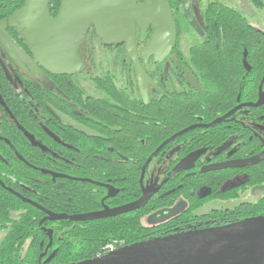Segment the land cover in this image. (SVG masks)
<instances>
[{
	"label": "flooded vegetation",
	"instance_id": "af4514ba",
	"mask_svg": "<svg viewBox=\"0 0 264 264\" xmlns=\"http://www.w3.org/2000/svg\"><path fill=\"white\" fill-rule=\"evenodd\" d=\"M24 2L25 0L20 5V0H0V166L28 168V181L32 183L37 180L35 173L38 171L52 179L84 181L102 187L100 207L88 212L102 210L104 206L114 208L130 203L141 196L143 188L156 186L155 192L148 199H154L155 205H150V212L144 220L151 226H161L160 233L178 230V223L174 220L189 208H193L198 214H204L260 199L264 185L253 183L251 173L255 172V167L264 166V158L245 166H226L218 169L209 167L255 157L264 151V91L263 85L259 89L261 79L256 89H244L240 84L234 99L228 102L226 99L214 105L205 102L198 110L195 91H201L202 88L196 79V85L186 79L187 73L193 76L191 72L185 68L180 69L179 64L176 66L172 54L176 43L168 57L155 63L150 57L149 69L144 67L139 56L153 32V29L149 30L151 26L142 42L139 41V30L136 29V50L140 65L154 84L148 86L147 100L140 94L136 71L124 41L111 45H104L100 41L112 53L109 70L96 73L91 56H87L89 53L81 51L80 48L79 55L83 64L81 72L51 73L34 61L22 30L9 24L10 18L23 7ZM243 5H246V2ZM179 7L177 10L181 11L180 15H183L195 33L202 37L203 34L198 33L190 24V20L195 19L201 26L200 16L203 8L199 0H180ZM49 13L53 16L50 11ZM15 24L19 25L20 22L16 21ZM176 50L183 52L180 47ZM248 66L249 69H246L242 61L245 72L251 71L252 67L249 64ZM83 73H87L88 77L81 79L77 76ZM244 74L242 73V77ZM95 78H103V81L109 78L115 92L112 93L118 97L114 110L110 112L109 122L104 121L103 125L98 113L89 112L83 107L87 96L108 97L105 90L96 84ZM211 80L207 81L206 88V99L209 100H213L212 96L216 90L222 92L226 88L224 85L219 87L217 82ZM86 81L92 82L93 92L86 90ZM261 94L263 101L260 105H249L257 102ZM123 100L128 102L125 109H122ZM129 102H134L136 109L129 106ZM148 104L156 106L158 111L153 113L144 110V106ZM181 114L184 118L182 120ZM151 116L157 117V121H151ZM88 118L93 120L89 121ZM133 122L141 125V130L134 131L131 128ZM150 122L158 126L157 134L149 131ZM31 137L36 143H33ZM171 137L173 138L170 139ZM168 139L170 140L167 141ZM86 141L87 144L92 141L91 148L96 158H104L112 163L115 168L114 179L130 181L128 175L116 178V166L126 169L132 166L140 167L139 195L135 199L119 202L117 196L120 188L114 184L75 177L49 168L54 164H75L84 154ZM148 141L156 143L150 152ZM165 141L167 142L164 143ZM162 144L164 145L149 160L142 174L144 162ZM62 149L64 155L60 154ZM37 151L44 152L40 154L44 159H37ZM100 152L106 153V156ZM182 160L188 167L171 173ZM51 173L62 176H54ZM0 176L11 179V183L16 182L14 174L0 171ZM0 181L3 183L0 186L8 192L10 191L7 188H10L22 197L34 201L12 187L5 186L1 179ZM106 185L113 188L111 195H107ZM20 186L26 189L25 191L31 190L22 183ZM254 189L261 190L260 196L252 201L243 200L244 194L253 192ZM187 191L188 197L184 195ZM230 201L238 202L233 206L224 205ZM206 206L208 210L203 211ZM44 216L45 213L42 218ZM120 244L126 245L123 242Z\"/></svg>",
	"mask_w": 264,
	"mask_h": 264
},
{
	"label": "trees",
	"instance_id": "16d2710c",
	"mask_svg": "<svg viewBox=\"0 0 264 264\" xmlns=\"http://www.w3.org/2000/svg\"><path fill=\"white\" fill-rule=\"evenodd\" d=\"M23 1L20 0V5ZM60 1L49 0L48 2V9L53 16L57 13ZM167 1L173 11L177 33H179L178 15L181 11H178L177 7L180 6V0ZM247 1L259 9H264V0ZM200 18L203 36L199 37V41L183 53L176 50L179 47L178 34L176 46L172 52L176 66L179 64L180 69L185 68L191 72L202 88L201 91H195L198 110L205 102L214 105L226 99L227 102L234 99L240 84L244 86V89H256L264 75L263 30L248 21L240 10L219 1L208 2L202 9ZM93 36L96 34L90 27L80 47L81 51L86 48L90 50ZM243 52L246 53L247 63L252 67L250 72H245L242 67ZM242 73H245L243 77ZM209 79L217 82L219 87L226 86L222 92L216 90L213 93V100L206 99ZM95 81L105 90L108 97L87 96L83 101V107L89 112L98 113L100 123L103 125L104 121L109 122L110 112L114 110L118 97L112 93L114 92L113 85L109 78H105L104 81L103 78H95ZM134 102H129V106L136 109ZM126 104L128 102L123 100L122 109H125ZM144 110L154 113L158 111V108L148 104L144 106ZM182 115L180 120L184 119ZM88 120L93 119L88 118ZM150 120L155 122L157 117L151 116ZM148 127L153 134L159 132L158 126L154 123L150 122ZM131 128L137 131L141 130L142 126L133 122ZM89 143L87 144L86 141L84 154L76 160L75 164H54L49 168L75 177L91 178L103 183L114 184L120 188L117 196L119 202L135 199L139 195L140 167L132 166L126 169L116 166V178L128 175L130 181L114 179L115 168L112 163L104 158H96L91 148L92 141L91 144ZM148 146H150V152L156 143L148 141ZM103 152H100L101 155L106 156ZM42 153L44 152L37 151L39 154L37 159H44L40 155ZM60 154L64 155L63 149ZM255 169V172L251 173L253 179L251 181L264 185V166L261 168L258 166ZM0 171L14 174L15 183H11V179L0 176L5 186L12 187L51 211L73 214L88 212L100 207L103 188L91 183L64 178L52 179L38 171L35 173L37 180L32 183L28 181V168L3 165L0 166ZM18 182L30 187L31 190L25 191L26 189L22 188ZM188 192L184 194L186 197H188ZM152 203L155 205L154 199H150L139 209L111 217L84 221L43 220L39 223L44 215L41 210L23 202L0 186V230L5 231L0 241V264L78 262L102 254L103 248L110 242H123L127 245L154 236L170 234L171 232L160 233L161 226H151L145 222L144 218L150 212L149 207ZM258 216H264V192L255 202H244L232 208L217 209L204 214H198L193 211V208H189L174 220L179 228L172 233L223 225ZM205 222L206 225H204Z\"/></svg>",
	"mask_w": 264,
	"mask_h": 264
},
{
	"label": "water",
	"instance_id": "95a60500",
	"mask_svg": "<svg viewBox=\"0 0 264 264\" xmlns=\"http://www.w3.org/2000/svg\"><path fill=\"white\" fill-rule=\"evenodd\" d=\"M48 2L49 0H25L23 7L9 20L10 25H15L22 30L36 63L51 73L76 74L81 72L83 64L79 49L85 40L87 31L92 27L104 45L124 41L125 49L136 71L140 94L144 100H147L148 86H154V84L140 65L139 57L143 60L144 67L149 69L150 57L154 63L161 62L170 55L176 43V24L167 0H145L144 2H138V0H61L55 16L50 15ZM16 21L20 24L16 25ZM190 24L198 33L203 34L195 19H191ZM150 26L153 32L138 57L136 29L139 30V41L142 42ZM242 61L245 68L249 69L245 52ZM186 79L193 85L197 84L195 78L189 73ZM263 82L264 75L261 78L259 89L262 88ZM262 101L263 95L261 94L257 102L249 105L258 106ZM31 139L33 140V137ZM33 143L36 142L33 140ZM163 145H160L144 162L142 174L149 160ZM263 158L264 151L255 157L209 168L245 166ZM186 167L188 165H185L182 160L172 169L171 173ZM43 172L50 173L47 170ZM0 184L3 185L1 181ZM106 187L108 188L107 195H111L113 188L109 185ZM7 189L23 201L42 210L45 216L40 220L39 223H41L45 219L84 221L133 211L148 201L155 192L156 186L143 188L141 196L130 203L114 208L104 206L102 210L72 215L54 213L22 197L10 188ZM60 264H264V216L154 236L121 246L100 256Z\"/></svg>",
	"mask_w": 264,
	"mask_h": 264
},
{
	"label": "rangeland",
	"instance_id": "374dc122",
	"mask_svg": "<svg viewBox=\"0 0 264 264\" xmlns=\"http://www.w3.org/2000/svg\"><path fill=\"white\" fill-rule=\"evenodd\" d=\"M211 0H199L201 8H204L206 3ZM226 3L227 5L234 7L240 10L245 17L250 21L255 27L260 28L264 31V9H259L251 4L249 1L244 0L246 5H243V0H217ZM179 17V24H180V31H179V47L182 49L183 52H187L188 48L192 46L194 43L199 41V36L195 33V31L191 28V26L185 21L183 17L178 15ZM184 19V20H183ZM92 44H90V52L88 48L84 49L83 51H87L89 53L87 56H91V62L93 63V70L96 73H100L104 70H109L111 68V57L112 53L110 50L106 49L101 43L97 36L92 37ZM79 78L83 79L88 77L87 73H83L81 75H77ZM86 90L90 93L93 92L91 85L92 82L86 81ZM261 190H255L247 194H244L243 200H255L257 197L260 196ZM247 195V196H246ZM241 200V198H240ZM239 201V200H238ZM238 201H230L225 203V206H233ZM208 206L203 208V211L208 210ZM223 207V206H221ZM5 234L4 230H0V241Z\"/></svg>",
	"mask_w": 264,
	"mask_h": 264
},
{
	"label": "built area",
	"instance_id": "2783aa9c",
	"mask_svg": "<svg viewBox=\"0 0 264 264\" xmlns=\"http://www.w3.org/2000/svg\"><path fill=\"white\" fill-rule=\"evenodd\" d=\"M122 245L120 244V243H117V242H110V243H108L104 248H103V253L102 254H100V255H103V254H105V253H107V252H109V251H113V250H115V249H117V248H119V247H121ZM100 255H98V256H100Z\"/></svg>",
	"mask_w": 264,
	"mask_h": 264
}]
</instances>
